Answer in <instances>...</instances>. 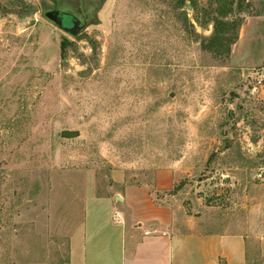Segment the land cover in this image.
Returning a JSON list of instances; mask_svg holds the SVG:
<instances>
[{
	"label": "rangeland",
	"instance_id": "obj_1",
	"mask_svg": "<svg viewBox=\"0 0 264 264\" xmlns=\"http://www.w3.org/2000/svg\"><path fill=\"white\" fill-rule=\"evenodd\" d=\"M91 3L73 36L44 16L60 0H0V264H68L71 237L158 169L177 182L157 199H264V25L252 3L224 15L223 0Z\"/></svg>",
	"mask_w": 264,
	"mask_h": 264
},
{
	"label": "crops",
	"instance_id": "obj_2",
	"mask_svg": "<svg viewBox=\"0 0 264 264\" xmlns=\"http://www.w3.org/2000/svg\"><path fill=\"white\" fill-rule=\"evenodd\" d=\"M91 1L57 4L84 9ZM246 2L252 3L254 20L264 25V0ZM176 182L173 169H158L150 186L125 185L95 231L83 229L71 237L68 264H264L260 195L237 201L235 208L210 206L199 198L186 205L178 191L154 196L174 190Z\"/></svg>",
	"mask_w": 264,
	"mask_h": 264
},
{
	"label": "water",
	"instance_id": "obj_3",
	"mask_svg": "<svg viewBox=\"0 0 264 264\" xmlns=\"http://www.w3.org/2000/svg\"><path fill=\"white\" fill-rule=\"evenodd\" d=\"M44 16L55 23L59 28L73 36L78 35L86 28L88 23L86 18L81 20L75 12L66 9L63 10L61 8H51L44 12ZM61 136L64 138H74L78 136V132L63 130ZM117 199L122 200L120 196H117Z\"/></svg>",
	"mask_w": 264,
	"mask_h": 264
},
{
	"label": "trees",
	"instance_id": "obj_4",
	"mask_svg": "<svg viewBox=\"0 0 264 264\" xmlns=\"http://www.w3.org/2000/svg\"><path fill=\"white\" fill-rule=\"evenodd\" d=\"M54 3H57V0H52ZM240 0H223V3L222 6H220L221 8L219 9V12L221 15H224L226 14L224 9H225V6H229V10L230 12L233 11V7H234V4L238 3ZM215 22H219L221 25L224 24V25H227V24H231L229 21H223V20H220V19H216ZM236 22V19L234 18V20L232 21V23H235ZM215 31L217 32V28H215ZM65 44H63V51L65 50Z\"/></svg>",
	"mask_w": 264,
	"mask_h": 264
},
{
	"label": "flooded vegetation",
	"instance_id": "obj_5",
	"mask_svg": "<svg viewBox=\"0 0 264 264\" xmlns=\"http://www.w3.org/2000/svg\"><path fill=\"white\" fill-rule=\"evenodd\" d=\"M94 7L95 6H93V5H89L87 8H84V9L66 8V7H58V6H56L55 8H61L63 10L66 9V10H71V11L75 12L81 18V20L86 18V20L88 21V23H87V25H88L92 19V11H93Z\"/></svg>",
	"mask_w": 264,
	"mask_h": 264
},
{
	"label": "built area",
	"instance_id": "obj_6",
	"mask_svg": "<svg viewBox=\"0 0 264 264\" xmlns=\"http://www.w3.org/2000/svg\"><path fill=\"white\" fill-rule=\"evenodd\" d=\"M256 84L254 85L255 89L262 88L264 86V73L262 75H259V77L256 78Z\"/></svg>",
	"mask_w": 264,
	"mask_h": 264
}]
</instances>
